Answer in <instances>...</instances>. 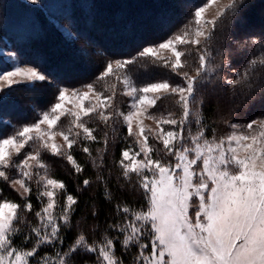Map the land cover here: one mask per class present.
Wrapping results in <instances>:
<instances>
[{
	"label": "snow or ice",
	"instance_id": "1",
	"mask_svg": "<svg viewBox=\"0 0 264 264\" xmlns=\"http://www.w3.org/2000/svg\"><path fill=\"white\" fill-rule=\"evenodd\" d=\"M31 2L35 4L37 0ZM216 2L206 0L197 7L194 26L157 45L142 48L134 57L107 63L97 80L105 81V91L111 90L113 95L105 96L97 91L95 83L88 84L87 91L60 89L57 102L42 113L38 122L0 138V180L19 185L24 193L31 195L30 182L36 178L35 195L40 206L39 211H34L31 200L13 202L0 190V264H264V120L246 125L232 123L229 127L233 131L226 136L217 137L215 129H211L209 136L202 111L205 99L200 93L221 81L218 70L224 67L223 61L212 66L208 45L213 40L216 20L204 19L207 9ZM243 3L244 0H233L228 8L235 9ZM223 15L220 12L218 17ZM209 25L211 30L205 32ZM201 38L205 43L196 75L192 76L184 71L187 65L182 57L186 51L178 45H199ZM253 43L261 51L248 60L242 73L237 72L235 80L228 81L233 95L237 86L251 93L264 72V42L254 40ZM160 50H169L174 59H164ZM145 60L153 66L169 68L182 83L173 85L164 80L138 87L128 74L129 66L145 67L141 63ZM16 76L32 81L46 80L44 74L34 69L7 72L0 79L11 86ZM109 78L122 83L123 94L132 98L131 110L127 114L116 111L115 115L123 117L128 135L136 137L134 143L139 150L135 151L132 146L122 150L119 166L131 190H142L144 203L138 207L117 203V219L108 224L99 240L89 241L79 231L73 243L65 248L78 199L67 193L63 181L49 175L40 149L66 159L77 174L83 172L71 150L78 143L77 138L96 140L95 129L87 127L84 117L95 113L105 124L113 119V113L107 109L112 106L116 83L109 84ZM69 91L79 101L78 111L65 109ZM161 93L175 97V104L181 109L179 119L173 118L171 112L159 118L147 112V108L155 107L163 99ZM90 94L96 97L97 103L85 106L84 101ZM65 115L73 118L71 125L67 131L59 130L58 122ZM141 118L157 123L160 130L154 138L162 143V149L149 144ZM134 119L138 128L135 134ZM42 124L47 125V131L41 129ZM161 125L173 127L165 131ZM76 129L82 130L83 135ZM33 132L37 135L33 136ZM56 136L62 137L67 151L54 142ZM30 142L38 148L25 152L23 160L14 161L13 153L20 155ZM82 151L91 155L88 146ZM154 152L159 153L156 158H153ZM29 161H35V171ZM10 168L17 170L19 178L10 180L6 171ZM97 180L106 184L100 176ZM83 184L87 188L90 181L85 179ZM60 193H64L62 205ZM104 198L113 202L107 187ZM26 213H32L35 224L27 219ZM92 215H97L95 209ZM91 230L95 233L98 226L94 224ZM110 232L114 235L110 236ZM125 256L129 257L127 261Z\"/></svg>",
	"mask_w": 264,
	"mask_h": 264
},
{
	"label": "trees",
	"instance_id": "2",
	"mask_svg": "<svg viewBox=\"0 0 264 264\" xmlns=\"http://www.w3.org/2000/svg\"><path fill=\"white\" fill-rule=\"evenodd\" d=\"M204 3L206 0H37L35 4L25 0H0V48L13 52L22 64L33 66L46 76L45 81L15 85L1 91L0 138L9 137L18 129L36 123L41 113L48 111L57 101L60 89L84 90L88 84L95 83L97 91L105 96L113 95L111 90L105 91V81L97 80L106 64L134 57L142 48L157 45L186 27L194 26V12ZM223 13L216 19L213 40L208 45L212 66L223 61V69L218 70L221 81L200 93L205 99L202 111L209 126L208 135H211V129H215L217 137L226 136L232 123L245 125L264 116V89L261 88L264 85V72L251 93L237 86L233 95L228 84V81L237 78V72H243L248 60L261 51L253 41L264 42V25L252 30H244L241 25L256 17L264 19V0H244L243 5L238 4L235 9L226 7ZM57 24L67 29L69 38L62 34ZM204 43L203 40L199 45L179 46L186 51L182 57L187 65L184 71L192 76L196 75L195 69L199 67V54ZM141 63L145 67L130 65L128 73L138 87L164 80L173 85L182 83L181 78L169 68L153 66L146 60ZM9 68L10 65L3 63L0 57V72ZM113 82L111 78L108 79L109 84ZM115 83L112 106L107 109L113 113V119L105 124L95 113L84 117L87 127L95 129L93 134L96 140L77 138L78 143L71 150L83 168L82 173L77 174L66 159L40 149L42 159L48 164L49 175L63 181L67 193L78 199V204L74 206L76 211L72 217V227L64 241L65 248L73 243L79 231H83L89 241L99 240L108 224L117 219V203L126 202L137 207L144 203L142 190H131L119 166L122 150L129 146L136 149L137 146L133 136L128 135L123 117L115 115L116 111L125 114L129 108L128 99L123 94V84ZM255 105L259 107L251 110ZM170 112L174 113L173 118L179 119L181 109L175 104V97L165 94L149 111L157 118ZM72 119L69 115L61 118V130L67 131ZM149 144L155 149L163 148L162 143L152 138ZM84 146L90 148L91 155L82 151ZM37 148V144L30 142L13 160L19 162L23 160L25 152ZM157 155L159 153L154 152L155 158ZM16 176L9 177L12 179ZM98 176L106 184L97 180ZM85 179L90 181L87 188L83 184ZM30 185L32 194L21 197L8 182L0 180L4 197L17 203L31 200L34 211H39L35 180ZM105 187L112 195V203L104 198ZM63 202L64 193H60L61 205ZM93 209L97 212L95 217L92 215ZM26 217L33 224L36 223L32 213H26ZM94 224L98 226L95 233L91 230ZM109 235L114 233L110 232ZM117 254H121L118 243ZM124 259L127 261L129 257L125 256Z\"/></svg>",
	"mask_w": 264,
	"mask_h": 264
},
{
	"label": "rangeland",
	"instance_id": "3",
	"mask_svg": "<svg viewBox=\"0 0 264 264\" xmlns=\"http://www.w3.org/2000/svg\"><path fill=\"white\" fill-rule=\"evenodd\" d=\"M25 1H27L30 4H33L31 2V0H25ZM232 2H233V0H217V2L212 7H210V8L207 9L206 13L204 14V19L205 20H216L218 18V14L220 12H223L225 10V8L228 7V5L231 4ZM261 25H264V19L263 18H257L256 17L254 19H251L250 21H247V23L246 22L242 23V25H241L242 27L241 28L244 29V30H252V29L261 28ZM57 26H58V28L60 29V31L62 32V34L64 36H67L68 38L70 37L69 32L67 31L66 28H64V26H62L60 24H57ZM210 29H211V25H209L207 28H205V32H208ZM202 41H203V38H201L200 43ZM179 46L180 45H178V47ZM160 56L163 57L164 59H174V57L172 56V53L169 50H160ZM0 57L3 59V63H5V64L8 63L10 65L9 70L4 71V72H0V76H2L3 74H5L7 72L17 71V70L22 71V72H26L28 69H34V70L38 71L33 66L22 64V62H20L16 58V55L13 52H10L7 49L0 48ZM113 66H115V63L113 64ZM34 82H36V81L28 80L27 78L22 77V76H16V77H13L12 78V84H11V86H9V84L7 82H5L3 79H0V93H1V91L3 89L8 88V87H12V86H15V85H20V84H32ZM84 91H87V88L84 89ZM67 95L69 96V100L65 102V109L67 111H69V112L70 111H78V107H77V105L79 104L78 99L75 98V97H72L71 91H69V93ZM149 95H152V94H149ZM161 95L163 96L164 94L161 93ZM125 96L128 99V106H129L128 112H129L131 110L130 105L132 103V98L129 97V96H127V95H125ZM262 100L264 101V96H263V99ZM90 103H93V104L94 103H97L96 97L94 95H91V94L89 95V99L86 100V101H84L85 106H89ZM257 107H259V106L258 105H255L254 107L251 108V110H254ZM151 108L152 107L147 108V112L148 113H149V111H150ZM128 112H126L125 114H127ZM65 116H63L61 118H64ZM41 118H42V113H41L39 119H41ZM39 119L37 120V122L39 121ZM141 119H143V127L146 129V133H147V135L149 137V141H150L151 138H152V140H156L154 138L155 137V134H157L159 132V130H160L157 127V123L154 120H152V119H146V118H141ZM257 120H264V116H262L261 118H259ZM60 121L58 122V126H57V128L59 130L63 129L62 122L60 124ZM165 126L166 125H161L160 127H162L165 131H167V130H169V129H171L173 127L171 125L169 126V128H167ZM64 128H65V126H64ZM41 129L47 131L48 130L47 129V125L46 124H42L41 125ZM56 130L57 129H53V131H56ZM241 130H243V129H241ZM75 131L81 132V134H82V130H80V129H76ZM232 131H233V129L230 128L229 133H231ZM133 133L134 134L135 133H138V128H137L136 120L135 119L133 120ZM32 135L33 136H36L37 133L33 132ZM133 138L136 139L135 136H133ZM45 139H47V137H45ZM54 142L56 144H58V145H61L62 148H63V150H65V151L68 150L67 149V145L65 144V142L63 141V139H62L61 136H56ZM50 143H51V141H50ZM134 150L135 151H138L139 149H138V147H136V149H134ZM16 156L17 155L15 153H13V159ZM153 158H155L154 153H153ZM29 163L32 164L33 170L35 171L36 170L35 161H29ZM8 170H11L9 172V176L10 177H12V175H14V174H17V176L15 178H19L18 172L14 168L7 169L6 171L8 172ZM12 179H14V178H12ZM33 180H36V178H34ZM8 184H9V186L11 188H13V190H15L19 195H21V197H26L28 195V194H26V193L23 192V189H21L19 187V185L11 184V183H8Z\"/></svg>",
	"mask_w": 264,
	"mask_h": 264
}]
</instances>
